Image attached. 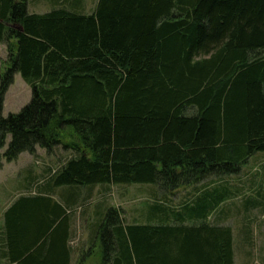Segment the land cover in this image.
<instances>
[{"label": "trees", "instance_id": "trees-1", "mask_svg": "<svg viewBox=\"0 0 264 264\" xmlns=\"http://www.w3.org/2000/svg\"><path fill=\"white\" fill-rule=\"evenodd\" d=\"M0 42V150L10 137L0 165L50 151L63 130L73 137L64 145L71 156L47 173L49 187L4 211L0 264H71L72 202L53 199L52 187L191 176L204 178V194L184 209L157 201L128 223L109 207L91 242L98 264H234L220 208L230 193L206 186L264 151V0H97L91 13L65 0L44 13L0 0ZM16 72L31 97L3 116Z\"/></svg>", "mask_w": 264, "mask_h": 264}, {"label": "rangeland", "instance_id": "rangeland-1", "mask_svg": "<svg viewBox=\"0 0 264 264\" xmlns=\"http://www.w3.org/2000/svg\"><path fill=\"white\" fill-rule=\"evenodd\" d=\"M50 1V0H49ZM47 0H28L27 1V11L42 12L48 9L50 3ZM89 7L93 4L94 0H86ZM0 71L5 67L6 58V45L4 42L0 43ZM23 80L19 77L15 80V83L11 85L8 91L5 93L2 115L6 116L8 113L18 112L22 106L26 104V94L24 93L25 87L22 84ZM9 135L6 138V144L9 141ZM71 131L69 129L63 130L60 144L55 145L50 151H46L41 148L34 156V159H24L25 156L20 157L17 160L5 161L0 165V225L2 222V217L5 208L11 204L16 198L21 195L34 194L37 190L44 187H49L50 179L49 171L46 169L50 168L52 172L57 170L58 166H61L64 159L71 154L68 148H65V143L72 140ZM6 144L0 150L4 151ZM67 156V157H66ZM23 160H28L29 162H24ZM44 162L49 163L44 166ZM264 175V151L255 152L250 156L247 161L241 165L239 171L231 176L241 184V191L235 194V197H230L228 200L224 201V205L220 204V208L225 211L223 223L229 224L233 230V244H234V264H256L255 248L253 249L254 256L250 260L249 257V234L248 227L254 222L255 219L264 221V213L258 215L253 213L257 211L259 206L264 205V189H260V183L263 184ZM224 177V176H223ZM222 177V178H223ZM232 179V182H235ZM33 183V184H32ZM36 183V185H34ZM101 184L94 185L93 195L90 199L91 209L101 208L102 205L108 208V205H112L121 212L123 218L126 222H140L138 217L139 212L148 210V201H158L166 204L167 201L161 197V195L151 194L152 183H118L110 186L109 193L102 192L105 187L99 186ZM52 197L57 201H61V192L66 191L67 186H55L52 187ZM84 191H88V187L83 186ZM91 190V189H90ZM245 198L250 200L258 199L259 205L249 204L244 205ZM183 205V204H182ZM181 205V206H182ZM176 208L178 210L184 209L182 207ZM224 206V207H223ZM246 208V209H244ZM81 209V206H80ZM72 210V209H71ZM82 211V210H81ZM105 211V210H104ZM80 210L73 209L71 212V220L74 222L75 228L77 230V235L81 237V234L86 228V219L83 218ZM82 215V216H81ZM216 215V214H215ZM221 215V214H219ZM144 215L141 217L143 220ZM85 235V231L83 233ZM258 244V240H257ZM263 244V242H262ZM77 250H81L77 253V257H82L85 260V264H98L99 261V251L98 246L94 248L90 245L83 244V240L77 242ZM91 248H93L91 250ZM90 250L92 252H90ZM73 253V252H72ZM76 257V259H77ZM255 257V259H254ZM76 259H72L71 264H75ZM1 263V262H0ZM263 264V262H261Z\"/></svg>", "mask_w": 264, "mask_h": 264}, {"label": "crops", "instance_id": "crops-1", "mask_svg": "<svg viewBox=\"0 0 264 264\" xmlns=\"http://www.w3.org/2000/svg\"><path fill=\"white\" fill-rule=\"evenodd\" d=\"M47 1H49V0H47ZM65 1H67L68 3H73V4L80 3L83 13H91L95 9L96 3H97V0H94L93 4L89 7L86 0H65ZM60 2H62V0H50L49 1L50 6H48L47 10L42 11V12H34V11H29V12L30 13H44V12L50 10L53 6L58 5ZM5 56H7V51L5 52ZM19 77L23 80L22 84L25 87L24 93L27 95L25 102L27 103L31 97V89H30L29 85L24 81V79L22 78V76L19 72L14 73L13 81L9 85V87L11 85H13L15 83V80ZM9 87H8V89H9ZM8 89H7V91H8ZM39 149H41V148L37 147L34 154H30L28 152H21L17 156V158L14 160H17L23 156H25L24 159H28V160L34 159V156L36 155V153L40 152V151H38ZM71 154H69L68 157L66 156L67 158H65L64 161L66 159H68L71 156ZM28 160H26V161L23 160V161L29 162ZM48 164L49 163L44 162V166L48 165ZM47 170L50 171L51 169L47 168L46 171ZM208 179L211 180V182L208 184V186H206V189H208V190L210 189L216 193H222L225 190H227L230 193L229 196L235 197V194L238 195L239 193H237V192L241 191V189H240L241 184L237 183V181H235V179L231 175L224 176L223 178L222 177L209 176ZM232 179L235 182L231 183ZM189 181L190 182L186 183V184H181L178 182H175V183L170 182V183L165 184V185L152 183L151 194L155 195L154 197H156V195H161V197H163L167 201V203H166L167 207L179 208L184 203V200H187V203L191 204V203H193V201L196 198H199L202 194H204V178L203 177H199V178L197 177L196 178V176H193V177L191 176V179ZM113 185L114 184H104V185H99V186L105 187L102 190V192L109 193L108 192V191H110L109 188H111L110 186H113ZM92 187L94 188L95 186H92ZM68 188H70V187H68ZM72 188H74V187H72ZM93 188H90L91 190L88 189L87 192L84 191V189L80 190L79 188H75V189H67L66 191H62L60 193L62 202H66V203L72 202V204H71L72 210H70V211L72 212L73 209H75L78 212L80 210V212H82L81 214L83 215V218L86 219L85 220L86 223H88V225H86V228H83L85 231V235H83V233H84V231H83L82 233H80L81 237H79V235H77V230L75 228L74 222H72V220L70 218L68 244L73 249V253H72V259L73 260L76 259V257H77L76 252L80 253V251H81V250H77V247H75L77 245V242L82 239L83 244L90 245L92 242V239L95 237L94 233H95V227H96V224H95L96 220L103 218V215L106 213L107 209L109 207H112V205H110V206L108 205V208H105V206L102 205L101 208L97 207L96 209H91L90 207H92V206H90V204H91L90 199L93 195ZM32 193H35V192H32ZM53 199H55V198H53ZM75 199H76V201H75ZM147 204H148V210L144 209L143 211L139 212V214H138L140 221H141V217L148 214L150 211H153L154 206L158 203H157V201H148ZM80 206H81V209H80ZM259 207H262V206H259ZM5 210H6V208H5ZM253 213L260 215V214L264 213V208L258 209L257 211H254ZM120 215L122 216L121 212H120ZM3 220H4V218L2 217V222L0 225V231L2 229ZM248 234H249V242H250V249L248 251L250 260L254 256L253 249L255 248V257H256V259H258V261H256V264H261V262H263V264H264V221H261L259 219L257 221V219H255L254 222H252V224L248 227ZM257 240H258V244H257ZM262 242H263V244H262ZM255 257H254V259H255ZM1 261L3 262V260H1Z\"/></svg>", "mask_w": 264, "mask_h": 264}]
</instances>
